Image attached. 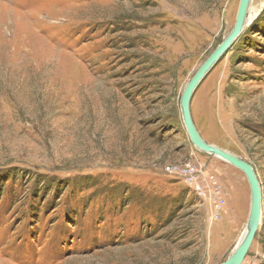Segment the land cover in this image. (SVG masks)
<instances>
[{
	"label": "rangeland",
	"instance_id": "rangeland-1",
	"mask_svg": "<svg viewBox=\"0 0 264 264\" xmlns=\"http://www.w3.org/2000/svg\"><path fill=\"white\" fill-rule=\"evenodd\" d=\"M240 2L0 0V264L229 259L250 186L192 145L181 98ZM251 5L191 113L255 170L263 222L243 264H264V0Z\"/></svg>",
	"mask_w": 264,
	"mask_h": 264
},
{
	"label": "water",
	"instance_id": "water-1",
	"mask_svg": "<svg viewBox=\"0 0 264 264\" xmlns=\"http://www.w3.org/2000/svg\"><path fill=\"white\" fill-rule=\"evenodd\" d=\"M251 0H241L235 27L230 35L219 45L213 54L206 60L197 73L192 77L186 86L181 98V110L183 122L189 139L198 150L208 155L220 159L244 173L251 190V210L247 223V231L244 233L234 252L229 259L223 264H243L249 251L255 241L257 232L261 226L263 215V195L258 177L253 167L244 160L223 151L215 146L207 144L199 134L191 113V105L195 92L204 81L206 76L211 72L218 61L225 55L228 49L239 38L245 28L247 11Z\"/></svg>",
	"mask_w": 264,
	"mask_h": 264
},
{
	"label": "bare ground",
	"instance_id": "bare-ground-1",
	"mask_svg": "<svg viewBox=\"0 0 264 264\" xmlns=\"http://www.w3.org/2000/svg\"><path fill=\"white\" fill-rule=\"evenodd\" d=\"M251 4V3H250ZM250 6V5H249ZM256 8L254 6H250L248 11H247V17H246V21H245V27L249 25L250 21L256 16ZM11 19V18H10ZM9 19V20H10ZM8 23V22H7ZM10 24V25H9ZM12 22L6 24V22L0 26V30L3 29V27L5 28L6 27V30L9 31L11 26H12ZM245 29V28H244ZM226 39V38H225ZM9 44V43H8ZM226 205V204H225ZM231 211V210H230ZM229 212V211H228ZM233 217V216H232ZM241 219V218H240ZM234 221V220H233ZM262 221V220H261ZM263 222V221H262ZM261 222V223H262ZM246 231H247V227H246ZM245 231V232H246Z\"/></svg>",
	"mask_w": 264,
	"mask_h": 264
},
{
	"label": "built area",
	"instance_id": "built-area-1",
	"mask_svg": "<svg viewBox=\"0 0 264 264\" xmlns=\"http://www.w3.org/2000/svg\"><path fill=\"white\" fill-rule=\"evenodd\" d=\"M171 169H172V170H171ZM167 171H168L169 173H174V168L167 169ZM217 209H218V211L221 210V209H222V206H218V207H216L215 211H216Z\"/></svg>",
	"mask_w": 264,
	"mask_h": 264
},
{
	"label": "flooded vegetation",
	"instance_id": "flooded-vegetation-1",
	"mask_svg": "<svg viewBox=\"0 0 264 264\" xmlns=\"http://www.w3.org/2000/svg\"><path fill=\"white\" fill-rule=\"evenodd\" d=\"M261 225H262V223H261Z\"/></svg>",
	"mask_w": 264,
	"mask_h": 264
}]
</instances>
